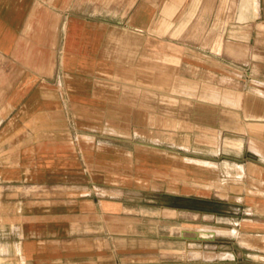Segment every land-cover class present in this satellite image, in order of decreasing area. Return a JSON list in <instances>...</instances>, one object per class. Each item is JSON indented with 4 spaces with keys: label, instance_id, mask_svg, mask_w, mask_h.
I'll return each instance as SVG.
<instances>
[{
    "label": "crops",
    "instance_id": "obj_1",
    "mask_svg": "<svg viewBox=\"0 0 264 264\" xmlns=\"http://www.w3.org/2000/svg\"><path fill=\"white\" fill-rule=\"evenodd\" d=\"M195 201L264 263V0H0V264L225 262Z\"/></svg>",
    "mask_w": 264,
    "mask_h": 264
},
{
    "label": "rangeland",
    "instance_id": "obj_2",
    "mask_svg": "<svg viewBox=\"0 0 264 264\" xmlns=\"http://www.w3.org/2000/svg\"><path fill=\"white\" fill-rule=\"evenodd\" d=\"M181 204V205H180ZM179 206L183 208V212L177 215V221L170 223L163 221V230L160 232L161 238L166 240L162 242L166 244V247H162L164 250L162 253L169 252V239L176 238L177 252L179 255H188L193 260H222L225 262L221 263H210V264H264L260 262H248L243 261L242 263H231L228 260L234 259L235 255L230 252L229 248L218 246V242L230 240L228 232H223L217 229V227L211 226L208 228V216H202L200 213L201 203L194 202L195 213L186 214V203H180ZM170 228V229H169ZM210 230V231H209ZM188 237L189 245L186 243L185 238ZM188 245V246H187ZM198 264V263H195Z\"/></svg>",
    "mask_w": 264,
    "mask_h": 264
},
{
    "label": "bare ground",
    "instance_id": "obj_3",
    "mask_svg": "<svg viewBox=\"0 0 264 264\" xmlns=\"http://www.w3.org/2000/svg\"><path fill=\"white\" fill-rule=\"evenodd\" d=\"M239 144V143H238Z\"/></svg>",
    "mask_w": 264,
    "mask_h": 264
}]
</instances>
